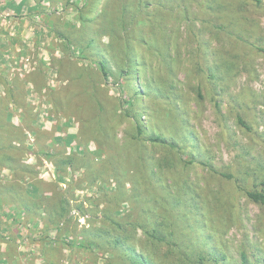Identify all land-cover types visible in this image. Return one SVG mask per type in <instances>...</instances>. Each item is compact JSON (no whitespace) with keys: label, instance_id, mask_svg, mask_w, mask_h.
Instances as JSON below:
<instances>
[{"label":"rangeland","instance_id":"obj_1","mask_svg":"<svg viewBox=\"0 0 264 264\" xmlns=\"http://www.w3.org/2000/svg\"><path fill=\"white\" fill-rule=\"evenodd\" d=\"M200 10L182 0H0V264H131L112 236L151 264H168V248L224 264H242L243 251L264 264V204L243 189H264V55L218 84V112L196 67L189 24L201 26ZM210 29L200 33L214 63L232 43ZM53 150L75 152L73 166L58 171Z\"/></svg>","mask_w":264,"mask_h":264},{"label":"trees","instance_id":"obj_2","mask_svg":"<svg viewBox=\"0 0 264 264\" xmlns=\"http://www.w3.org/2000/svg\"><path fill=\"white\" fill-rule=\"evenodd\" d=\"M191 3H196L201 9L199 12L200 18L198 19L201 26L197 28L195 24H192V20L196 21L192 18L190 19L189 24L191 33L194 36L195 43L197 45L196 67L198 72L201 73V78L211 88L215 86L212 93L214 105L219 112L221 109L219 108V102L216 100L218 84L220 83L221 86H225L227 78L230 77L232 73L236 74L241 65H250V67H252L250 60L252 59L251 56L253 53L264 55V24H262L257 18V16H264V0H200L198 3L193 0H182V7L186 9L191 5ZM121 21L123 22V29L127 30V23H125L127 22V19L122 18ZM205 24H208L211 27L208 32L212 35H225L231 40L232 54L230 52L227 54V50H224L220 52L221 55L218 54L219 56L214 60V63L207 61V47H204L203 44H205V42L203 41L201 35V33L204 32L203 29L205 28ZM132 63V57L129 60H126V70H121L122 75L130 73ZM98 65H100L103 75L106 76L108 72L105 60L99 59ZM197 95L202 98L200 87H197ZM160 97H163V95H160ZM246 100L247 99L243 97H235V99L234 96L232 97V101H234L233 105H241L240 103H245ZM11 102H13V98ZM236 121L244 131L257 134V130L253 128V126H251L241 114L236 115ZM33 131L36 137L41 134V130ZM143 131L144 128L141 124H137L138 134L141 135ZM148 139L153 142H161L170 150L178 148L176 143L168 141L165 138H161L160 135H151ZM54 140H62V138L57 137L54 138ZM51 143H53V141H51ZM53 153L55 154L56 151H52V158L54 159V165L58 171L59 169L73 166L75 152H73V154L64 155L61 153L59 156H55ZM86 155L90 156V153L87 154V151H84L81 156ZM10 158H12V155H10ZM190 160L192 159L190 158L189 161ZM87 163L88 162H86V164ZM213 172L226 178L232 177L230 173H218L217 170H214ZM243 189L251 201L264 204V189ZM63 199L64 198L60 199V201ZM141 227L155 241L158 242L166 240V236L159 230V228L152 227L149 229L146 224H143ZM112 237L111 243L118 246V248L120 247L122 252H120L119 258L124 262L131 264H151L149 258L137 253L132 247H129L121 237ZM167 250V253L163 254V257L168 264H224V262L221 261V259H223V255L219 258L218 255L213 254L211 251L208 253L199 251L190 255L185 250H180L179 256H175L171 248H168ZM240 255L242 264H247L248 260L245 252L241 251Z\"/></svg>","mask_w":264,"mask_h":264}]
</instances>
